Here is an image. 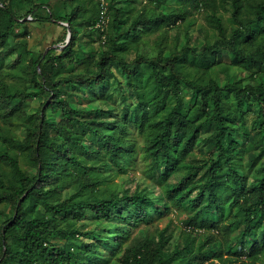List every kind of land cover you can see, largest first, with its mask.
Masks as SVG:
<instances>
[{"label": "trees", "instance_id": "obj_1", "mask_svg": "<svg viewBox=\"0 0 264 264\" xmlns=\"http://www.w3.org/2000/svg\"><path fill=\"white\" fill-rule=\"evenodd\" d=\"M13 1L0 0V74L14 72L31 53L28 42L17 38L29 20L16 12ZM164 1L153 0L156 7ZM192 1L208 6L209 20L219 36L200 49L188 40L169 55L151 54L143 34L186 19L187 8L164 13L143 8L125 14L124 8H115L112 20L109 11L101 14L100 5L90 9L85 0H65L64 14L51 5L46 15L35 13L45 4L31 8L32 19L68 23L72 37L61 53L51 48L45 54L49 68L40 65L41 57L32 60L31 80L38 90L0 78V117L24 124L25 135L16 143L36 170L32 174L22 166L18 153L7 149L0 154V204L11 205V213L0 221V264H94L105 259L92 245L75 251L53 241L80 239L86 233L79 224L87 217L94 218L106 229L105 237L118 244L119 264H260L264 254V0ZM229 2L238 24L234 28L220 14ZM104 14L109 20L103 29L98 23ZM77 25H85L91 36L105 33L102 51L96 65L55 80L54 70L81 57ZM131 49L137 53L128 60L123 53ZM221 52L240 73L223 85L212 75ZM115 61L135 99L129 101L121 93L113 102L103 101L96 114L87 117L61 87L104 95ZM187 91L192 92L189 104L184 101ZM226 91L236 97L240 113L246 106H256L252 128L237 121L223 97ZM33 99L40 102L29 110ZM50 115L59 120H51ZM131 125L145 138L142 147L151 171L164 184L167 198L162 206L139 187L121 193L100 186L106 176L102 165L113 163L121 169L125 156L135 152ZM210 125L215 126L211 134L215 150L198 162L191 161ZM252 140L261 147L250 159L244 150ZM3 163L13 175L9 180L2 173ZM183 170L179 180H170ZM168 203L189 207L183 246L167 250L166 238L146 237L123 247L132 228L147 220L151 207L168 208Z\"/></svg>", "mask_w": 264, "mask_h": 264}, {"label": "rangeland", "instance_id": "obj_2", "mask_svg": "<svg viewBox=\"0 0 264 264\" xmlns=\"http://www.w3.org/2000/svg\"><path fill=\"white\" fill-rule=\"evenodd\" d=\"M64 1L65 0L13 1L16 12L29 20L26 24V28H22L18 31L20 35H17V38H22L28 42L31 53L25 56L23 63L19 65L14 72L5 71L0 74V78H3L16 87H24L29 91L38 90V87H36L33 80H31L33 76L31 67L32 60H37L41 57L40 65L46 63L49 68L50 61L44 58L45 54H47L51 48H57L56 52L61 53L71 39H69V30L65 28V26H68L67 23L61 20L49 22L41 21L37 18L32 19V13L30 12L34 5L45 4L46 7L43 9H35V13L46 15L48 9L47 5H51L58 14H64ZM85 3L90 9L100 5L101 9L103 7L101 14L105 11H107L108 14L109 11L110 14L108 15L111 20L113 19L115 8H124L122 14H125L127 11H131L132 13L139 12L143 8L148 12L156 10L157 13L187 8L189 14L186 19L179 18L176 24H164L158 30L143 34V42L151 51V54L162 51L165 55H169L173 49L181 48L188 40H190L189 42L192 46L196 49H200L206 43H213L219 36L217 29L213 27L209 20L208 6L203 4L198 5L192 0H165L163 2L164 4L158 7H156L153 0H85ZM233 12L234 7L231 2L227 3L226 7L221 8L220 14L230 28L238 26L234 19ZM77 29L79 30L77 47L81 50V57L75 62L66 61L65 67H58L54 70L52 77L55 80L63 75H69L72 72L80 71L89 64L96 65V58L103 48L102 45L105 40V33L97 32L91 36L85 31V25H77ZM136 53L137 50L131 49L123 54L128 60H132L136 56ZM218 63L219 66L213 67L212 75L217 78L222 85L227 83L232 77H239L240 73L237 72L238 70L229 66V61L226 59L225 52L220 53ZM113 70L114 73L109 76L108 80L110 85L107 86V90L103 93L104 95H99L87 88L86 90L88 93L84 95L81 93L83 90L79 87L66 85H62L61 89L69 93V98L75 106L85 110V115L87 117L94 116L96 114L94 110L100 105H103V101L106 102L105 100H107L113 102L116 96H121V93H126L127 99L133 101L135 99V93L132 91L131 87L128 86L127 82H125L124 74L118 65V61L114 62ZM223 97L225 101L228 102L229 106L232 107L231 110H233L237 121L242 123L245 121L246 125L252 128L253 121L256 118V106H246L245 113L242 114V112L240 113L236 108V97L232 93L226 91ZM191 100L192 92L187 91V95L184 96V101L186 104H189ZM39 102L40 99L30 100L28 109L37 108ZM110 105L106 106L108 107ZM50 119L53 121L59 120L55 115H50ZM214 129V125L207 126L204 129L201 141L197 144L195 152L190 158L191 161L198 162L210 156L215 150V139H213L211 135ZM255 133L256 132L253 131L251 137H253ZM24 135L25 126L23 123L19 122L18 124L16 121L9 123L0 117V154L4 153L7 149L18 153L22 166L33 174L36 170L30 165L27 157L22 154V148L16 143L18 139L22 138ZM131 136L137 142L135 152L125 156L123 160L124 164L121 169L116 168L113 163L102 165L100 170L103 171L106 176L100 186L101 188H105L108 192L114 189L121 193L127 191L131 192L139 187L144 191L147 190L154 198H158L160 206H162L167 196L165 194L164 184L153 175L151 163L144 153L142 144L145 142V138L133 125H131ZM242 136L241 134L240 139L243 138ZM260 147L261 145L257 144L255 141H250L249 146L244 150L246 158L251 159L259 152ZM185 172L186 171L183 170L174 174L170 180H179ZM2 173L6 180L13 177L10 168L5 163H3ZM7 213H11V205L0 204V221L7 216ZM189 213V207L185 204L175 205L168 203V208L162 207V209L151 207L147 220L138 223L132 228L130 237L124 242L123 247L137 244L146 237H151L155 240L166 238L168 240L166 245L167 250H173L177 246H183L185 231L189 229L186 223V218ZM79 225L81 230L86 233L81 235L80 239L53 241L75 251L84 248L85 245H92L95 249L104 253L105 258L94 262V264H119L115 253L118 244H114L113 241L105 237L106 229L103 226H100L98 222L91 217L84 218ZM96 236H99L98 238H101V240L97 239ZM261 256L262 259L260 264H264V254Z\"/></svg>", "mask_w": 264, "mask_h": 264}, {"label": "built area", "instance_id": "obj_3", "mask_svg": "<svg viewBox=\"0 0 264 264\" xmlns=\"http://www.w3.org/2000/svg\"><path fill=\"white\" fill-rule=\"evenodd\" d=\"M102 1H105V0H102ZM108 20H109V18H107V17L105 16V14H104V15L102 16L101 21L98 23V26H101V27L104 29V27H105V25L107 24Z\"/></svg>", "mask_w": 264, "mask_h": 264}, {"label": "water", "instance_id": "obj_4", "mask_svg": "<svg viewBox=\"0 0 264 264\" xmlns=\"http://www.w3.org/2000/svg\"><path fill=\"white\" fill-rule=\"evenodd\" d=\"M67 25H68V30H69V39H71V28H70L68 23H67Z\"/></svg>", "mask_w": 264, "mask_h": 264}]
</instances>
